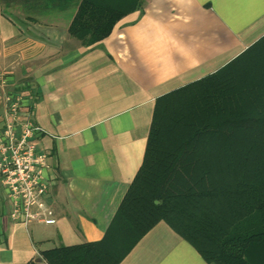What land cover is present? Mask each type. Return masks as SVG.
<instances>
[{
	"label": "crops",
	"instance_id": "crops-1",
	"mask_svg": "<svg viewBox=\"0 0 264 264\" xmlns=\"http://www.w3.org/2000/svg\"><path fill=\"white\" fill-rule=\"evenodd\" d=\"M82 0H0V135L9 95L42 129L55 224L15 223L0 184V264L102 241L142 166L158 98L211 76L264 38V0H140L102 41L69 29ZM120 7L126 0H93ZM136 7V8H135ZM121 264H208L160 222Z\"/></svg>",
	"mask_w": 264,
	"mask_h": 264
},
{
	"label": "trees",
	"instance_id": "trees-1",
	"mask_svg": "<svg viewBox=\"0 0 264 264\" xmlns=\"http://www.w3.org/2000/svg\"><path fill=\"white\" fill-rule=\"evenodd\" d=\"M134 4L82 0L70 35L102 41ZM160 222L208 264H264V38L157 99L142 166L102 241L28 264H121Z\"/></svg>",
	"mask_w": 264,
	"mask_h": 264
},
{
	"label": "built area",
	"instance_id": "built-area-1",
	"mask_svg": "<svg viewBox=\"0 0 264 264\" xmlns=\"http://www.w3.org/2000/svg\"><path fill=\"white\" fill-rule=\"evenodd\" d=\"M22 98L18 94L6 99L7 122L0 135V184L8 189L13 222L55 224L54 211L47 203L49 156L35 142L43 131L30 118L20 123L19 134L15 129Z\"/></svg>",
	"mask_w": 264,
	"mask_h": 264
}]
</instances>
